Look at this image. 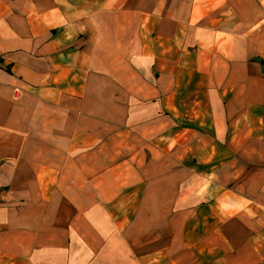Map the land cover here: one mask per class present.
I'll use <instances>...</instances> for the list:
<instances>
[{"label":"crops","instance_id":"0c3cea01","mask_svg":"<svg viewBox=\"0 0 264 264\" xmlns=\"http://www.w3.org/2000/svg\"><path fill=\"white\" fill-rule=\"evenodd\" d=\"M0 264H264V0H0Z\"/></svg>","mask_w":264,"mask_h":264}]
</instances>
